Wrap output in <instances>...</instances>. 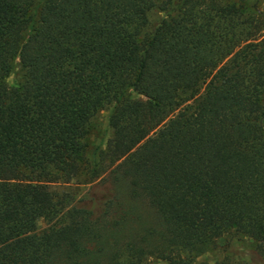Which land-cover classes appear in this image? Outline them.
<instances>
[{
	"label": "trees",
	"instance_id": "obj_1",
	"mask_svg": "<svg viewBox=\"0 0 264 264\" xmlns=\"http://www.w3.org/2000/svg\"><path fill=\"white\" fill-rule=\"evenodd\" d=\"M261 2L0 0V264H264Z\"/></svg>",
	"mask_w": 264,
	"mask_h": 264
},
{
	"label": "rangeland",
	"instance_id": "obj_2",
	"mask_svg": "<svg viewBox=\"0 0 264 264\" xmlns=\"http://www.w3.org/2000/svg\"><path fill=\"white\" fill-rule=\"evenodd\" d=\"M260 9L264 12V0L259 4ZM196 48L191 49V53H196ZM11 82V79L10 81ZM107 116L108 111L107 110H101L97 113V115L93 118L90 126H89V133L85 139V142L88 145V148L90 151L98 146L103 145L105 147L106 141L111 135L110 130L107 126ZM40 227H45L44 223H40ZM225 240H220L218 243V248L212 251V253L205 256L203 259L207 260L210 264H214L216 260H219L224 255V252L222 250L226 247ZM229 246L231 247V254L233 253V256H235L236 261H249L247 257L243 256V251L246 247V244L242 241H236L233 240L229 243ZM222 247V248H221ZM229 247V248H230ZM146 264H166L163 261L156 259V258H150L147 260ZM255 264V263H250Z\"/></svg>",
	"mask_w": 264,
	"mask_h": 264
}]
</instances>
